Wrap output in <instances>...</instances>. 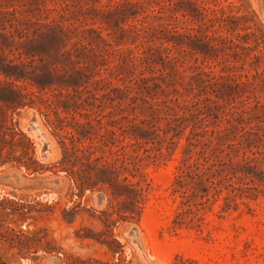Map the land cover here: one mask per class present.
<instances>
[{
  "label": "trees",
  "instance_id": "16d2710c",
  "mask_svg": "<svg viewBox=\"0 0 264 264\" xmlns=\"http://www.w3.org/2000/svg\"><path fill=\"white\" fill-rule=\"evenodd\" d=\"M154 1L129 2L139 3L130 15L118 0L100 8L90 0H20L0 11L12 17L7 37L20 61L5 56L0 41V75L6 78L0 80V107L14 112L28 104L22 98L39 99L56 116L46 111L47 122L60 130L67 118L58 114L60 106L69 114L82 109L88 117L95 115L84 122L73 115L75 130L64 134L72 145L63 144L80 162L78 169H70L79 191L106 187L123 219L134 211L141 215L148 201L145 162L173 155L181 145L170 187L175 204L171 227L200 229L210 213L223 216L242 205L251 211V203L264 195V69L238 74L241 67L227 64L217 70L211 65L209 58L223 37L221 27L208 26L223 19L218 10L201 0H161L158 9ZM164 17L170 22L158 44L148 30L155 18ZM30 23L36 25L31 33L26 32ZM93 40L102 43L94 58L88 55ZM188 54L194 57L189 79L180 70ZM168 64L176 81L169 80ZM111 78L122 86L112 87ZM90 84H102L107 92L97 96ZM95 101L97 108L112 111L88 110ZM127 110L134 115H124ZM0 122V165L39 171L33 141L26 137L23 157L15 156L16 123L7 125L6 117Z\"/></svg>",
  "mask_w": 264,
  "mask_h": 264
},
{
  "label": "rangeland",
  "instance_id": "374dc122",
  "mask_svg": "<svg viewBox=\"0 0 264 264\" xmlns=\"http://www.w3.org/2000/svg\"><path fill=\"white\" fill-rule=\"evenodd\" d=\"M136 1L118 0L126 5L127 15L139 10V3L129 4ZM157 1L161 0H155L153 4L158 9L160 4ZM201 1L218 10V16H223L218 22L208 23V26L213 25L212 29L221 27L218 32L223 36L217 42L218 49L213 50L209 58L211 65H215L217 70L227 64L241 67L236 71L238 74L256 67L263 70L264 0ZM18 2L20 0H0V11L7 10L11 4L16 6ZM107 2L90 0L96 8ZM11 18L10 15H0V34H6V37L0 35V41L5 47L3 54L20 62L17 51L13 50L15 54L10 52L14 49L11 38L7 37L12 30ZM131 22L134 20L128 21ZM169 22L165 17L154 19V28L148 30V35L154 34L155 43L165 40L164 25ZM35 27L30 23L26 32L31 33ZM178 29L182 32L181 24ZM15 34L19 40L17 32ZM84 43L87 44L88 40ZM92 44L94 51L88 55L94 58V52L99 53L102 43L93 40ZM186 58L180 70L189 79L193 74L189 67L194 57L188 54ZM66 68L70 70V66ZM167 70L170 72L169 80L176 81L178 76L169 64ZM0 80L5 81L6 78L0 75ZM111 81L112 87L122 86L116 78H111ZM257 81L261 83L260 79ZM154 82L162 83V80L155 79ZM101 87L102 84H90L88 89L101 96L107 92ZM73 94L71 91L70 95ZM81 94L84 97L88 95L85 91ZM22 99L28 104L14 112L0 107V117H6L9 126L12 121L16 123L15 156L23 157L26 137L33 141L39 171L26 170L24 166L12 163L0 165V264H264V195L251 203V211L242 205L240 211L223 216L210 213L200 229L174 230L171 220L175 204L170 187L181 155L182 147L179 145L173 155L165 153L156 161L145 162L144 171L150 183L146 206L141 215L134 211L127 218H120L110 203L106 187L102 189L97 185L83 193L79 191L74 179L77 176L70 169H78L80 162L63 144L65 141L68 147L72 145L64 134L75 130L73 115L83 122L95 115L88 117L87 111L82 109L69 114L60 106V117L67 116L61 123L64 128L60 130L47 122L45 112H50V109L43 102ZM90 102H94L93 99ZM98 103L95 101L93 108L87 106V109L104 114L112 111L109 107L97 108ZM50 115L51 118L56 117L53 112ZM124 115L132 117L134 114L127 110ZM93 124L97 126L95 121ZM184 142L183 137L181 143ZM149 146L153 145L146 147ZM7 151H10L8 146ZM140 153H143V148ZM121 206L116 205V209Z\"/></svg>",
  "mask_w": 264,
  "mask_h": 264
}]
</instances>
